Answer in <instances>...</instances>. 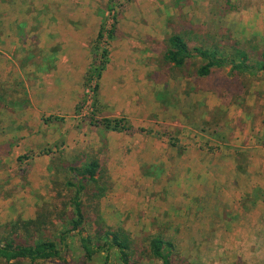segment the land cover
<instances>
[{"label": "rangeland", "instance_id": "obj_1", "mask_svg": "<svg viewBox=\"0 0 264 264\" xmlns=\"http://www.w3.org/2000/svg\"><path fill=\"white\" fill-rule=\"evenodd\" d=\"M103 25L116 37L105 33L98 47L111 64H129L119 87L141 113L135 127L127 120L130 134L115 135L123 163L108 161L119 152H105L89 125L99 109L109 113L94 110L93 83L70 116H46L39 94L43 78L86 74ZM173 32L191 48L224 38L261 53L264 0H0L1 225L34 219L43 205L63 212L71 196L63 163L86 155L107 170L97 216L129 234L142 264H159L142 255L153 237L172 242L186 264H264V77H241L236 98L210 82L197 86L163 60ZM60 60L68 71L58 72ZM194 112L219 121L197 130ZM64 264H81L75 242Z\"/></svg>", "mask_w": 264, "mask_h": 264}, {"label": "trees", "instance_id": "obj_2", "mask_svg": "<svg viewBox=\"0 0 264 264\" xmlns=\"http://www.w3.org/2000/svg\"><path fill=\"white\" fill-rule=\"evenodd\" d=\"M105 33L108 41H112L116 37V28L112 26L107 32L104 25L99 28L97 46L91 50L92 63L84 80L86 90L94 84L95 111L100 107L97 100L99 81L109 63V51L98 47ZM188 40L187 36L171 33L163 42V60L197 86L202 82H210L216 89L224 90L236 98L243 89L241 77H264V50L261 53H257V50L246 51L236 46L235 42L226 44L224 38H217L214 43H208L204 38L191 48ZM249 53H253V56ZM224 72L227 78L220 76ZM97 115L89 118L90 126L106 131L132 132L125 117L100 118ZM214 115L194 112L188 121L195 129L204 131L205 127L216 125L219 121V117L213 118L211 122L205 121ZM170 146L173 145L170 143ZM63 168L69 175L65 188L71 193L68 203L61 208L63 212L53 216L57 210L52 211L43 205L37 210L34 219H17L0 224V264H64L71 241L80 250L81 264H142L141 254L138 257L134 252L129 234L122 228L105 225L96 214L93 203L105 197L109 188L106 168L86 155L63 163ZM49 227H55L54 236L47 233ZM144 254L159 264H186L177 256L175 245L160 237L149 239V247L145 248Z\"/></svg>", "mask_w": 264, "mask_h": 264}, {"label": "crops", "instance_id": "obj_3", "mask_svg": "<svg viewBox=\"0 0 264 264\" xmlns=\"http://www.w3.org/2000/svg\"><path fill=\"white\" fill-rule=\"evenodd\" d=\"M64 59L65 58H63V60ZM63 60H60L61 62L57 63L58 67L56 68L59 73L61 70L68 71L65 70L66 68H68V65L63 62ZM91 63L92 60L90 58L89 65H91ZM89 68L90 67L86 69L85 73H87ZM128 69L130 70L129 64H111L109 61L99 81L97 96L99 105L103 108H107V110H109V113H107L104 109H100L98 116L100 118H117L118 116H125V118L131 123V126L135 127V123L141 121L138 118L141 113L140 111L137 112V102H133L130 97L131 93L130 95H126V88L119 87L121 83H123L124 85L126 84V78H129V74L127 72L129 71ZM85 75L86 74L83 75V73L81 72L80 78L78 77L74 79L60 80L57 79L53 80V84L48 81V79L46 80L43 78L44 81H41V83L39 84V87H41L40 92L42 91L43 93L39 94L44 99V103L47 109L46 111H48L46 116L54 118L56 117V114L58 115L60 113H64L65 116H70L72 113H76L77 102H80V100L82 99L81 96L83 95ZM107 75L109 80L106 79ZM121 75L123 76L122 82L120 81ZM126 75L128 77H126ZM110 76L112 78H110ZM53 85L55 86V91ZM44 96L48 99H46ZM97 129V134L100 135L103 139L100 141V143H105L106 148L104 149V151L110 153L115 151L119 152V154L115 158L111 157V155H108V161L112 159H119V161L123 163V160H126V158L124 157L125 154L121 153L123 151L121 142H115V140L117 139L115 135L118 133L113 131H106L104 129L100 131L99 128ZM95 142L97 143V141ZM36 143L39 144L38 141ZM42 158H44V156ZM29 219H32V216Z\"/></svg>", "mask_w": 264, "mask_h": 264}]
</instances>
